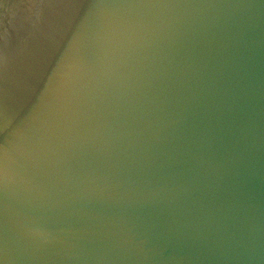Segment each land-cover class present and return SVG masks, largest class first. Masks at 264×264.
Segmentation results:
<instances>
[{"label": "water", "instance_id": "95a60500", "mask_svg": "<svg viewBox=\"0 0 264 264\" xmlns=\"http://www.w3.org/2000/svg\"><path fill=\"white\" fill-rule=\"evenodd\" d=\"M0 264H264V0H0Z\"/></svg>", "mask_w": 264, "mask_h": 264}]
</instances>
